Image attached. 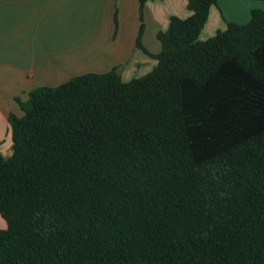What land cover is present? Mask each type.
Segmentation results:
<instances>
[{
	"label": "trees",
	"instance_id": "1",
	"mask_svg": "<svg viewBox=\"0 0 264 264\" xmlns=\"http://www.w3.org/2000/svg\"><path fill=\"white\" fill-rule=\"evenodd\" d=\"M216 5L187 0L140 78L86 73L18 102L0 264H264V11L201 41Z\"/></svg>",
	"mask_w": 264,
	"mask_h": 264
},
{
	"label": "crops",
	"instance_id": "2",
	"mask_svg": "<svg viewBox=\"0 0 264 264\" xmlns=\"http://www.w3.org/2000/svg\"><path fill=\"white\" fill-rule=\"evenodd\" d=\"M186 2L147 0L144 25L151 28L152 22L153 32L165 30L171 17L189 16ZM252 10L264 11V1L217 0L201 34L211 38L228 22L246 24ZM139 27V0H0L2 157L11 155L8 118L22 116L18 102H26L36 88L57 87L86 74L103 53L130 51ZM5 229L0 217V230Z\"/></svg>",
	"mask_w": 264,
	"mask_h": 264
},
{
	"label": "rangeland",
	"instance_id": "3",
	"mask_svg": "<svg viewBox=\"0 0 264 264\" xmlns=\"http://www.w3.org/2000/svg\"><path fill=\"white\" fill-rule=\"evenodd\" d=\"M142 25V31L140 32V34L138 32L135 45L130 51L124 53H103V57L101 58V60H98L97 62L93 61L91 68L87 69L86 72L101 74L115 68L123 82H128L132 79L140 78L149 73L157 64L155 56L159 53V44L156 39V34L160 30H158L157 32H153L152 22L151 28L144 25L143 21ZM138 37L142 49L145 50L148 55L144 53L142 49L136 46ZM208 37L209 36L204 34H201L200 36L201 39Z\"/></svg>",
	"mask_w": 264,
	"mask_h": 264
}]
</instances>
